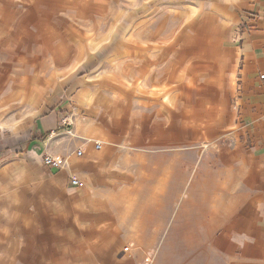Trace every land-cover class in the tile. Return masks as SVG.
<instances>
[{
	"label": "crops",
	"instance_id": "0c3cea01",
	"mask_svg": "<svg viewBox=\"0 0 264 264\" xmlns=\"http://www.w3.org/2000/svg\"><path fill=\"white\" fill-rule=\"evenodd\" d=\"M226 12L239 36L234 164L194 137L204 109L186 59L137 54L105 79L77 76L11 147L24 182L0 220V264L24 234L29 264H264V0H228Z\"/></svg>",
	"mask_w": 264,
	"mask_h": 264
},
{
	"label": "rangeland",
	"instance_id": "374dc122",
	"mask_svg": "<svg viewBox=\"0 0 264 264\" xmlns=\"http://www.w3.org/2000/svg\"><path fill=\"white\" fill-rule=\"evenodd\" d=\"M227 5L228 0L0 2L1 222L9 218L16 190L18 196L24 182L25 161L17 159L11 147L46 100L77 76H113L122 70V60L137 54L166 53L171 61L190 62L195 114L203 108L205 119L204 134L199 126L194 137L205 140L201 149L211 160L223 155L227 169L234 164L239 148L234 143L239 36ZM17 210L18 215L24 211L19 201ZM24 237L19 235L17 258H2V264H29L31 253L36 257ZM41 262L34 260V264Z\"/></svg>",
	"mask_w": 264,
	"mask_h": 264
},
{
	"label": "built area",
	"instance_id": "2783aa9c",
	"mask_svg": "<svg viewBox=\"0 0 264 264\" xmlns=\"http://www.w3.org/2000/svg\"><path fill=\"white\" fill-rule=\"evenodd\" d=\"M68 122L70 123L69 120H65V119L63 120L64 125H66ZM96 147L100 148V144L97 143ZM82 154H83V150L82 149L77 150V155L81 156ZM43 162L46 165H49V166H52V167H62L63 166V164L61 163V160L59 158L51 155V154H45L43 156ZM71 181L76 186H83L84 185V182L82 180L78 179L75 176L71 177ZM124 249H125V251H129L130 250V246L127 245V246L124 247Z\"/></svg>",
	"mask_w": 264,
	"mask_h": 264
},
{
	"label": "trees",
	"instance_id": "16d2710c",
	"mask_svg": "<svg viewBox=\"0 0 264 264\" xmlns=\"http://www.w3.org/2000/svg\"><path fill=\"white\" fill-rule=\"evenodd\" d=\"M46 137H48V134H43V135H42V138L45 139Z\"/></svg>",
	"mask_w": 264,
	"mask_h": 264
}]
</instances>
